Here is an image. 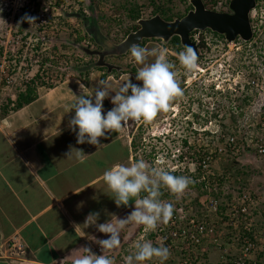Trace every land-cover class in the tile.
Listing matches in <instances>:
<instances>
[{"label": "clouds", "instance_id": "9594fccd", "mask_svg": "<svg viewBox=\"0 0 264 264\" xmlns=\"http://www.w3.org/2000/svg\"><path fill=\"white\" fill-rule=\"evenodd\" d=\"M258 1L259 0H257V6H258ZM45 2H49V6L48 7L45 6L44 8H36L33 4H31V1L29 0H21V2H19L16 6L12 4L10 5V3H6L9 6L7 13L9 15L10 14L12 15V19L16 22L17 28H19L21 23L27 22L26 23L27 29L25 31L27 36L29 35V37H33V38L35 37L34 41L43 40V44L46 43L49 44L48 50L46 49V47L42 48V50L44 51V55L38 56V58L36 59L34 58L33 60L30 61V65L24 68V69H29L28 73L30 76H27L25 79H22V76L18 77L19 83H21L19 85L22 87L16 89V93H14L16 94L15 98L10 94L8 96L12 98L14 102L16 101L18 93L24 91L27 88L26 85L28 84V82L31 81L33 78H35L36 84L39 82L43 84L41 87L38 88L40 95V93H44L45 91L56 89L62 85H67L65 83L69 82L67 81L68 79L75 76H79L78 74L79 70L87 71L90 69H94V67H101V68H105V70L103 71L108 75L109 74L115 75L117 70V69H113L112 72H108L107 67L97 66L96 63L98 62L100 56L91 55L87 51V50L102 51L104 48H108L107 45L105 44H101L100 46L96 47L97 46L95 45L96 42L89 34L90 32L95 30V31H99L100 33L98 35V39L99 38L103 39V36L106 37V34L102 32V29L100 27V21L102 19H99L100 17L97 16V13L92 10L93 9L92 6L91 9L87 8L85 5L83 6L82 9V7L80 6L77 8V10H74V12H70V11H64L66 9L65 3H67V0H50ZM204 2L206 4V0H204ZM222 3H223L222 1L218 0V2L215 4V6H213V8L211 7V5L209 6L206 5V6L207 8L215 11L232 12L230 8V3L228 4L227 10L218 8V5H222ZM190 6L192 7L187 12H185L184 14L174 16L173 18L185 16L191 9H193L192 2H190ZM257 6L251 14L252 25H253V13L254 11H256ZM72 8H76V7L72 6ZM50 9L53 10L55 15L58 14L66 17L63 20L61 17L55 19L62 20L64 25L67 26L66 30H68L69 28L72 30L69 38H66L63 35H60L57 38L56 32H52L51 34L49 32H46V29L50 26H48L45 23H42V21H39L41 19L39 18V16H41L40 11L46 10L47 12H49ZM82 10H84L85 16L81 14L80 11ZM2 11L3 9L0 8V12ZM22 14L24 15L20 18V20H17L18 17ZM156 14H160V13H156ZM153 16H149L146 18H150ZM44 17L48 20H50L49 18H51L50 16L44 15L43 19ZM162 17L166 20H169L164 16ZM72 18L75 19L74 24L70 22V19ZM94 19L97 20V25L95 26L92 25V20ZM34 23H36V25L32 27ZM74 25H80V26L75 27ZM253 30H254V26H253ZM196 33H200L201 36V41L199 43H197L193 37ZM214 33L215 32L207 29V30H195L190 34L191 40L198 46L199 58L197 55V51L191 46H186V48L183 47L185 51H182L180 53L177 52L176 50L174 51L175 55L176 53H179L178 54L179 63L186 71L191 72L192 74L193 72H195V69L197 70L201 69L200 67L203 66L201 62L205 58L204 53H206L209 50V46H211V39H212L211 35H215ZM254 35L255 34H253V38L250 41H244V42L247 44L253 42L256 38V37L254 38ZM215 36L224 40L227 43H233L238 39H241L238 38L233 42H228L225 39L224 35H223L224 38H221L217 35ZM62 37H65V41L55 44V39L59 40ZM207 38H209V40ZM147 40L150 41H148L146 44H148L152 40H159V39H147ZM18 43L19 42L16 41V44ZM62 44H66L68 49L72 52V54L75 53L74 57L81 58L82 61H86L85 64L88 65L80 64L79 61H77L74 64H71V65H75L74 69H68V68L66 69L63 63L64 62L63 59H60V63L61 65H63V67L59 66V69L61 70L65 69V70H63V72L60 73L54 70L56 71L55 74L50 73V71L53 70L52 65L56 61L55 59L58 58V56L61 53H64L63 55L67 53V49L63 48ZM140 45L132 44L130 45L129 50H130L131 58H133L134 64L142 65V67L138 68V71L135 75V80L142 82V84L133 83L129 77L128 79L122 81L118 86V88L114 90L112 89L111 84L108 80L98 79L96 80V86L94 87V92L92 94L81 93L78 96V98L72 103L71 109H74L75 114L70 118L68 122V127L73 133H75L77 144L88 143L91 145H99L100 139L98 138L101 137L107 138V136L110 135L111 133L119 132L122 126L128 123L129 121H132L131 124H133L134 121L137 122L142 121L145 125H150L155 120L158 114L162 112L167 113L170 110L172 102L175 101L178 97H181L183 95V90L180 87L178 81L176 80V72L172 70L176 64L174 65L167 59L166 50H161L157 48L148 49V48L140 47ZM54 46H57L58 49L55 54L53 53L54 55H51L52 52H50V50H52ZM9 53L14 58H17L20 55L19 54L20 52L17 51V48L8 51L1 46L0 57L2 58H0V60L3 59L4 55L6 54L8 55ZM149 57H155L154 62L147 63ZM48 58L50 60L49 62L46 60ZM91 59H94L95 63L90 62ZM45 60L46 63L43 64ZM34 61L38 63L37 68L35 70L32 69V65ZM105 61L108 62L106 58ZM71 65L69 64L68 66ZM3 73H0V86L4 85L5 88H9V86L16 84L17 78L15 79V81H11L8 78V76H4ZM16 74L17 73H14L12 74V76H15ZM4 80H6L5 83ZM8 82H10L11 84H8ZM184 83H186V81H184ZM203 86H205V84ZM209 86L212 88L215 87L217 90L223 92H225L226 90V89L221 90L220 86L213 83L209 84ZM83 87L85 86L83 84H80V88L82 89ZM204 90L205 88L203 87L202 92H205ZM234 90H236V88H234ZM112 92H114L115 95H111ZM109 98L111 100V103L113 104V107L110 110H107L105 114L103 102L105 99H109ZM3 101L4 100H2L1 103L2 106H3ZM14 104L16 103H13L12 107L14 106ZM248 106H252L250 104V101L245 108L244 107L240 108L239 105L232 108L233 113L236 115L235 117H237L238 124L236 125V129L239 128L237 130L238 133H240L241 130L248 133L246 129H248V127L250 126L252 127L253 123H249L248 120L249 114L258 115V117L260 118V124L262 123L264 126V112L254 109L248 111L247 109ZM262 110L264 111V108ZM252 111H256V112L253 113ZM221 119H222L221 121H223V118ZM134 126L135 125H132L131 127L134 128ZM241 126H247V128L242 129ZM132 128L129 127L130 131ZM218 131L221 134L220 140L225 141V144L220 145L218 150L215 151L217 155H221V153L227 154V152L231 151L229 147L234 146V148H237L239 136L241 139L245 138V141L243 140L242 141L245 142V144L247 145L246 148L247 152L255 151L256 153L259 154V152L253 149V147L250 146V144H252L251 142L256 138L260 136H264L263 134L262 135L258 134L255 136V138L251 139L248 135L244 136L243 132L236 136L235 128L229 134L226 133V129L225 130L220 129ZM231 137H235L234 142L230 141ZM189 143H190L189 147L191 148L192 147L191 142L189 141ZM72 150L73 149L70 146V151L66 153V155L71 156ZM75 150H76L75 154L77 157H79L83 153V150L81 149H75ZM203 151L205 153L211 152L209 147L204 148ZM259 155L261 157L264 156L262 154ZM212 156H214L213 152L211 153L210 158H212ZM135 158L136 161L131 162L130 166H125L121 164L112 166L110 169L106 170L103 173V177H102L103 183L104 185H106V190H104L103 192L114 200L116 207L118 208L121 206L128 207L129 201L135 198L134 209L124 218H117L115 215H113V217H115L114 220L111 219L109 221H105L104 223H97L100 217L99 212L89 213L84 222L85 228L94 226L97 229V231H99L100 233L108 234V238L98 239L92 237L93 242L99 244L100 247L94 252V254L91 252L90 247H84L85 252L91 254L83 255L76 258L73 261V264H116V259L113 256V254L107 251H111L116 248H119L121 244V231L130 223H135L136 225H141V226L135 232L136 243L133 244L132 249L130 250L131 252L127 256L126 262L123 261V264H142V262L144 261H146L144 262V264H152L155 258H157L160 261V264H163V262L170 257L171 253L168 247L158 246L159 242L152 244L151 242H145L143 239L137 240V238H140V235L143 233V230H145V233H147L148 235V237L145 238V240H152L155 237L159 236V228L167 224L172 219L174 211L177 212V210L174 209V205L172 203L162 202L160 200V197L163 194L161 189H163L164 193L171 194L175 196L177 199H179L183 195L185 190L189 187V185L194 183V181L190 177H186L183 175H179V176L174 175L173 172L176 171L171 170L170 167L171 164L166 163L165 166H163L164 163L163 160H158L156 164L154 162L153 166H149V164L146 163L143 159L138 160L137 157ZM209 167L208 169H205L203 171L204 176L209 177L208 176ZM192 172L195 174L197 170ZM228 175H230L232 179L231 173L225 174V172H223V174L218 179V182L220 181L221 178H223V176H225V180L229 181V179H226V176ZM166 189L168 190V192H166ZM142 192L147 193V195L141 198ZM244 193L250 195L251 198L253 199V203L251 201H249L248 203L250 204V210L252 211L253 216L255 218L254 221V224H256L255 228L258 229V225H257L258 212L256 211H258V206L260 205V202L257 200L255 196H252L251 193L245 191L242 192V194ZM189 194L196 195V198L194 199L195 204L199 202L200 198L205 196L200 194L198 191H192V193L191 192L187 193V195ZM242 194L235 196L234 198H232L231 196L230 198L232 199L230 201L232 202V200H234L236 197L241 196ZM93 199H98V197L94 196ZM218 199L220 200V198ZM223 200L221 199L220 202ZM227 205L230 207V202L227 203ZM230 209L231 207L229 208V210ZM228 218L229 217H226V222L224 224L228 225V227L231 229V224ZM6 247H7L6 248L7 255L5 257H2L3 260L5 259L12 260L11 257L16 251H21L24 249L21 248V246L18 245V243L14 240L8 242V244L6 243ZM8 248H12L13 251L9 252L7 250ZM108 256H111L112 259ZM258 260L260 264L261 260L259 258Z\"/></svg>", "mask_w": 264, "mask_h": 264}, {"label": "rangeland", "instance_id": "374dc122", "mask_svg": "<svg viewBox=\"0 0 264 264\" xmlns=\"http://www.w3.org/2000/svg\"><path fill=\"white\" fill-rule=\"evenodd\" d=\"M40 1L42 6H49V2L45 1L50 0ZM149 1L151 0H94V2H88V5L87 1H84V5L90 9L92 6V10L97 13V16L103 17L100 21V27L102 32L106 34V43L104 44L108 46L109 44L111 45L112 43L122 41L127 36V24H129V19L124 9L122 7L118 8L119 4L123 3L129 7L133 3L148 5ZM220 1L223 3L222 5H218V8L227 10L231 0ZM19 2H21V0H0V8L3 9V11L0 12V47L2 46L8 51L20 46L21 43L16 44V41L22 38V34H14L18 29L16 26L17 24L12 19V15L7 13L9 6L6 3L16 6ZM190 2L191 0H164V8L169 7L171 12L168 14H172L173 12V14L177 16L184 14L190 9ZM72 6L76 8H72ZM80 6L81 4L77 0H67V3H65L66 9L64 11L74 12V10H77ZM145 9H147V7ZM40 14L41 16H39V18L41 19L39 21L50 26L46 29V32L50 34L56 32L57 38L60 35L66 38L70 37L72 30L70 28L66 30L67 26L64 25L62 21L66 17L58 14L55 15L52 9H50L49 12L46 10L40 11ZM43 14L50 17L54 16V19L48 20L45 17L43 19ZM153 15H156V13L152 15H143L141 17L146 18ZM58 17H61L62 20L55 19ZM74 20L75 19L72 18L70 22L74 24ZM35 25L36 23H34L32 27ZM133 25H136L135 21H133ZM74 26L79 27L80 25ZM253 26L258 35L253 42L248 44L241 39L233 43H227L215 35H211V46H209V50L204 53L205 58L201 62L203 66L200 67V70L195 69V72L192 74L180 65L178 60V54L180 52L175 55V49L171 45L164 44L161 40H152L148 44H145L143 46L144 48L166 50L167 59L174 65L176 64L172 70L176 72V80L183 90V95L172 102L170 110L167 113L162 112L158 114L150 125H145L142 121H134L135 124H131L132 121H129L124 125H126L128 129L129 127L132 128V125H135L134 128L131 129V136L134 137L137 143V145L133 146L136 157L138 160L143 159L149 166H153L154 162L156 164L159 155H162L161 157L169 162L172 153L177 149H181L184 154H187L184 151H187L188 154H194L195 159L197 157V160H200L203 156L202 148L209 147L214 154L211 158L209 167V175H211L212 178L209 179L210 181L208 180L212 188V193H220L221 191L222 193L219 197L222 200L224 199L226 203L231 202L230 200L232 198L242 194L244 191L251 193V195L255 196L260 202L258 211H256L258 212V229H262V227L264 229V156L261 157L255 151L247 152V145L243 142L245 138L241 139L240 136L237 148H234V146L229 147L231 151L227 152V154L221 153V155H217L215 152L220 145L225 144V141L220 140L221 134L218 131L220 129H226V133L229 134L235 128L236 136L243 132L244 136L248 135L251 139L255 138L258 134L264 135V126L262 123L260 124V118L256 114H249V123H253V125L246 129L248 133L243 130L238 133L237 130L239 128L236 129V125L238 124L237 117H235L236 115L233 113L232 109L239 105L244 98L248 100L246 106L249 104V101L252 105L248 106V111L253 109L254 98L258 95V92L254 85L248 84L252 78H259L260 86H264V83H262V75H264V0H259L257 9L253 13ZM131 32H133V30L128 33ZM65 37L59 40L55 39V44L65 41ZM28 39H30L31 42L34 41L33 37H29ZM19 54V57H12V59H10L11 54L9 53L8 55H4L3 59L0 60V73L4 72L3 75L8 76L11 81H15L17 78L15 85H7L9 88H5L4 85L0 86V104L9 94L14 96V98L16 97V94H14L16 93V89L22 87L19 85L21 83H19L18 77L22 76V79H25L27 76H30L28 73L29 69H24L26 66L30 65L26 60V58H28L27 55L33 56V59H36L38 56L44 55V51L35 52L34 50L31 51L25 48ZM63 54L64 53H61L58 58L55 59V65L53 64V70H51L50 73L55 74L56 71L60 73L65 70L59 69V66H61L60 59H63ZM51 55L54 54L52 53ZM73 55L75 56V53ZM116 56L122 57H120L119 60H113L114 62L107 60L109 63L120 66V70H116L114 79L111 80L110 84L112 89H117L120 83L129 77L133 83L142 84V82L135 80L136 73L134 72V69L138 70L142 65L134 64L130 51L125 55ZM154 60L155 57H149L147 63H152ZM77 61H79L80 64H85L86 62L82 61L81 58L75 57L70 58L69 64H74ZM90 62L95 63V60L91 59ZM37 65L38 63L34 61L32 69L35 70ZM10 72L17 74L12 76ZM184 81H186V83H184ZM212 83L220 86L221 90L226 89L225 92L219 91L215 87H210L209 84ZM8 84L11 83L8 82ZM204 84L205 86H203ZM242 86H244V89H242ZM203 87L205 88V92H202ZM59 88H61V86ZM234 88H236V90H234ZM107 103L111 104V102L108 101ZM252 112L255 113L256 111ZM221 118H223V121H221ZM2 128L7 132L4 126ZM241 128L244 129L247 128V126H241ZM189 141L191 142V148H189ZM113 148L114 146L109 145L108 154ZM15 163L18 162L16 161ZM84 165L87 171L94 166L92 163ZM3 172L6 173V169H3ZM223 172H225V174L231 173L232 179L230 175H228L226 179H229V181H227L225 180V176H223L218 182ZM243 183H245V188L243 187ZM17 191L19 192V190ZM192 191H198V189L187 188L183 195H187L189 192L192 193ZM38 193L41 194V192L38 191H32L29 194L36 196ZM21 195L25 200L26 195L24 193H21ZM41 195L43 196V194ZM183 195L181 196L182 198ZM231 196L232 198H230ZM170 200L171 199L168 198V200L164 202L169 203ZM227 208L229 210L230 207L228 206ZM10 210L11 207L9 203L3 201L0 205V212L2 214V222L0 223L2 226L0 230H2L3 226L7 225L6 223H12L16 220V218H12L9 222L3 223V221L8 220ZM7 250L9 252L13 251L12 248H8ZM258 258L261 260L260 264H264V250L260 251ZM11 263L14 264V262Z\"/></svg>", "mask_w": 264, "mask_h": 264}, {"label": "crops", "instance_id": "0c3cea01", "mask_svg": "<svg viewBox=\"0 0 264 264\" xmlns=\"http://www.w3.org/2000/svg\"><path fill=\"white\" fill-rule=\"evenodd\" d=\"M104 74L94 70L89 83L80 76L72 77L67 80L69 84L40 93L38 99L17 111L3 114L0 104V205L5 201L11 207L3 223L16 218L0 230V264H73L76 258L91 254L84 247H90L93 254L100 247L92 237L108 238L94 226L85 228L89 213L99 212L97 223H104L114 220L113 215L124 218L134 209L135 198L128 207H116L103 192L106 185L102 179L112 166H130L136 161L130 129L123 125L119 132L98 138L99 145H91L77 144L75 133L68 127L75 114L71 109L74 98L80 93L92 94L96 80ZM112 79L114 75L107 74L105 80L111 83ZM80 84L85 87L81 89ZM107 101L111 102L110 98L103 102L105 114L113 107ZM109 145L114 148L108 154ZM70 146L72 154L67 156ZM75 149L83 153L77 157ZM91 163L94 166L87 171L84 164ZM32 191L44 197L40 193L32 196ZM21 193L26 195L25 200ZM140 226L128 224L121 231L119 248L107 251L113 254L116 264H123L122 258L130 254ZM12 240L24 249L16 251L12 260H3L6 243Z\"/></svg>", "mask_w": 264, "mask_h": 264}, {"label": "built area", "instance_id": "2783aa9c", "mask_svg": "<svg viewBox=\"0 0 264 264\" xmlns=\"http://www.w3.org/2000/svg\"><path fill=\"white\" fill-rule=\"evenodd\" d=\"M193 37L197 43L201 41L200 33ZM248 84L254 85L258 92L254 98L253 109L264 112L262 110L264 86H260L259 78H252ZM230 141L234 142L235 137H231ZM251 143L253 149L264 155V136L256 138ZM184 152L187 154L181 149L175 150L169 162L161 157L162 155H159L158 160H163V166L170 163L171 170L176 172L196 171L201 165L202 170H205L210 166V157H207L209 160L207 164L206 161L197 160V157L195 159L194 154L190 156L187 151ZM195 198V194L183 196L184 204L180 203L181 206L173 214L172 219L159 228V236L145 240L148 235L143 230L137 240L143 239L152 244L159 242L158 246L168 247L171 255L163 264H259L257 256L264 250V229L255 228V218L248 203L249 201L253 203L251 196L244 193L230 202L231 209L227 213L231 229L224 224L226 222L224 214L219 215L218 198L205 195L196 204ZM127 256L122 258L124 262ZM108 257L112 259L111 256ZM152 264H160V261L155 258Z\"/></svg>", "mask_w": 264, "mask_h": 264}, {"label": "water", "instance_id": "95a60500", "mask_svg": "<svg viewBox=\"0 0 264 264\" xmlns=\"http://www.w3.org/2000/svg\"><path fill=\"white\" fill-rule=\"evenodd\" d=\"M191 2L193 9L183 17L166 20L160 14H156L150 18H140L135 21L139 28L129 33L121 42L109 44L108 50L104 48L102 51H87L91 55L100 56L97 66L107 67L108 72H112L113 69L120 70V66L106 62V56L125 55L130 51V45H140L147 39H159L164 44H168L178 36L182 46L193 47L199 58L198 46L190 38V34L195 30L209 29L224 35L228 42L238 38L250 41L253 38L251 14L257 6V0H231L232 12L209 9L204 0H191Z\"/></svg>", "mask_w": 264, "mask_h": 264}, {"label": "trees", "instance_id": "16d2710c", "mask_svg": "<svg viewBox=\"0 0 264 264\" xmlns=\"http://www.w3.org/2000/svg\"><path fill=\"white\" fill-rule=\"evenodd\" d=\"M31 1V4H33L36 8H44L45 6H42L41 4V1L40 0H29ZM84 1H87V5H88V2H92L94 0H79L81 6H82V9H83V5H84ZM82 2V3H81ZM218 2V0H206V5H211V7L213 8V6H215V4ZM121 3V2H120ZM164 0H151L149 1L148 5H145V4H137V3H133L132 5H130L129 7L126 6L125 4L121 3L119 4L118 8L122 7L124 9V11L127 13V17L129 19V24H127V33L126 35L128 34L129 31L131 30H135L136 28H138L137 25H133V21L139 19L141 16L143 15H152L154 13H160V14H163L164 17H166L167 19H172L175 15L173 14H168L169 12H171V9L168 7H165L164 8ZM90 7V6H89ZM147 7V9H145ZM192 6H190L191 8ZM188 11V10H187ZM81 14L84 15V10L80 11ZM125 13V14H126ZM146 13V14H145ZM24 14L20 15L18 17L17 20H20V18L23 16ZM162 15V16H163ZM167 15V16H166ZM85 16V15H84ZM51 20H53L54 18L51 17L49 18ZM99 19H103V18H99ZM27 22H24V23H21L19 28L14 32L15 35H18V34H22V38L19 39V43L20 46H17V51L21 52L22 50H24L25 48H28L30 49L31 51H35V52H40L42 50L43 47H46V49L48 50L49 48V44L46 43V44H43V40H38V41H33L31 42L28 37L29 35L27 36V34L25 33L26 29H27V25H26ZM64 24V23H63ZM92 25H97V20H92ZM77 31V30H76ZM215 35L221 37V38H224L223 35H219L217 34L216 32L214 33ZM35 38V37H34ZM148 41L150 40H144L142 42V44L140 45V47H143ZM23 42V43H22ZM29 42V43H28ZM169 45H171L177 52H182L184 50L183 46L181 45V42H180V38L178 36H175L171 42L169 43ZM62 47L63 48H66L67 49V53L63 56V63H65V68L67 69H74L75 65H71V66H68L69 63H70V58H75L74 55L72 54V52L68 49L67 45L66 44H62ZM57 49L58 47L57 46H54L52 50H50V52L52 53H56L57 52ZM70 53V54H68ZM20 56V55H19ZM41 56V55H40ZM12 55L10 56V59H12ZM28 58H26V60L28 61V64L30 63V61L33 59L32 56L30 55H27ZM48 62L50 61L49 58L46 59ZM46 60L43 62V64L46 63ZM55 65V64H54ZM63 67V65H61ZM53 67V65H52ZM105 70V68H101V67H94V69H90V70H79L78 71V74L79 76L85 80L87 83H89V79H90V75L91 73L94 71V70ZM77 70V69H76ZM137 69H134V72L137 73ZM65 73V72H64ZM10 74L12 75L13 72ZM106 76H107V73H105L101 79H106ZM9 78V77H8ZM6 82V80H4V83ZM3 83V84H4ZM43 84L42 83H37L36 84V80L35 78H33L31 81L28 82V84L26 85V89L24 91H21L18 93L17 95V98H16V101L14 102V100L10 97H8L9 95H7L3 101V114H6L8 113L9 111L11 110H14V111H17V110H20L21 107H23L24 105L28 104V103H31L32 101L38 99L39 97V87H41ZM81 94V93H80ZM79 94V95H80ZM88 94V93H87ZM78 95V96H79ZM78 96H76L74 98V100H76L78 98ZM3 99V98H2ZM13 103H16L14 104V106L12 107V104ZM248 103V100L247 98H244L243 100H241L240 104H239V107L240 108H243L246 106V104ZM3 118H5L3 116ZM134 140V139H133ZM133 146L137 145V143L135 142V140L132 142ZM135 150V149H134ZM204 150V147L202 148V151ZM212 152H206L203 154V156L200 158V162H203V161H206V163L208 164V161L207 160V157H210ZM190 156H192L193 154H189ZM211 161V160H210ZM209 161V163H210ZM202 166V165H201ZM201 166H199V169H197L198 171L194 174L193 172H189V171H184V172H173L174 175H183V176H186V177H190L194 183L190 184L188 189H198V192L202 195H213L214 197L216 198H220L219 195L222 193L220 191V193H215L213 194L212 193V188L210 187L209 185V182L208 180L211 179V175H208L209 177L207 176H204L203 174V171ZM240 174V173H239ZM204 176V177H203ZM203 177V178H202ZM210 181V180H209ZM245 186V183H243V187ZM242 188V187H240ZM245 188V187H244ZM162 191V196L160 197V200L162 202L168 200V198H170V202L174 205V209L177 210L180 208L182 202H184V200L180 197L179 199H177L175 196L171 195V194H166L164 193L163 189H161ZM210 191H211V194H210ZM147 195V193H144L142 192L141 193V198L143 196ZM184 196V195H183ZM230 196V195H229ZM221 200V199H220ZM184 204V203H182ZM228 205L227 203L225 202V200L221 201L220 202V206H219V215L221 214H224V217H229L228 216V213H227V210H228ZM176 213L175 211L173 212V214ZM1 262V260H0ZM2 264H6V263H2Z\"/></svg>", "mask_w": 264, "mask_h": 264}, {"label": "flooded vegetation", "instance_id": "af4514ba", "mask_svg": "<svg viewBox=\"0 0 264 264\" xmlns=\"http://www.w3.org/2000/svg\"><path fill=\"white\" fill-rule=\"evenodd\" d=\"M258 2H259V1H258ZM136 29H138V28H136ZM136 29H135V31H136ZM133 31H134V30H133ZM89 34H90V36L94 39V41L96 42V43H95V45H97L96 47H98V46H100L101 44H104V43H105L104 41H105L106 37L103 36V39H102V38H101V39L99 38L100 40L98 39V35L100 34L99 31H95V30H94V31L90 32ZM254 34H255V35H254V38L257 37L258 34H257V31H256L255 27H254ZM105 49L108 50V48H105ZM120 57H122V56H116V55L108 56V57L106 56V60H109V61L119 60ZM113 62H114V61H113Z\"/></svg>", "mask_w": 264, "mask_h": 264}]
</instances>
